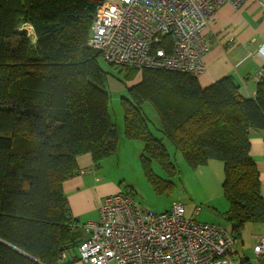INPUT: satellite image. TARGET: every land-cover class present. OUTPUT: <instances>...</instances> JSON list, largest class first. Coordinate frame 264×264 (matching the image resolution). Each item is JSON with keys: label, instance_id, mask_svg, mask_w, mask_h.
I'll list each match as a JSON object with an SVG mask.
<instances>
[{"label": "trees", "instance_id": "1", "mask_svg": "<svg viewBox=\"0 0 264 264\" xmlns=\"http://www.w3.org/2000/svg\"><path fill=\"white\" fill-rule=\"evenodd\" d=\"M100 2L0 0V264L80 260L73 252L81 242L71 233L78 222L63 183L79 173L78 156L90 154L95 166L114 155L121 133L109 112L100 54L87 46ZM24 23L33 38L18 30ZM117 66L129 78L138 76L131 97L121 100V134L142 142L150 181L151 160L174 172L166 138L192 170L212 159L223 163L232 233L239 236L247 223L264 225L259 174L249 153L250 131L264 130V77L255 96L244 98L231 76L202 88L188 73ZM145 103L157 115L154 129Z\"/></svg>", "mask_w": 264, "mask_h": 264}, {"label": "built area", "instance_id": "2", "mask_svg": "<svg viewBox=\"0 0 264 264\" xmlns=\"http://www.w3.org/2000/svg\"><path fill=\"white\" fill-rule=\"evenodd\" d=\"M246 0H101L87 46L113 65L165 69L197 77L204 70L208 43L205 28L224 4ZM264 8V0H254ZM263 64L254 81L264 77V41L256 51ZM194 209V214L199 213ZM90 234L78 246L84 264H236L240 241L220 224L185 217L173 200L156 212L141 206L131 190L105 196L99 218L84 224ZM264 252V231L253 246Z\"/></svg>", "mask_w": 264, "mask_h": 264}, {"label": "rangeland", "instance_id": "3", "mask_svg": "<svg viewBox=\"0 0 264 264\" xmlns=\"http://www.w3.org/2000/svg\"><path fill=\"white\" fill-rule=\"evenodd\" d=\"M18 30L27 31V35L33 38L32 27L28 23L20 25ZM98 60L105 72L103 88L110 96L109 112L116 122L119 132L122 133L124 108L121 100L124 97H131L129 89L137 84L138 76L129 78L122 68L110 64L101 55ZM143 109L149 118V127L154 129L159 126L157 115L152 106L145 103ZM153 134L162 137V134L155 130H153ZM162 142L170 153V159L174 163L175 169L170 174L162 168L157 160H151L149 165L155 178L152 182L146 175L140 158L142 142L125 140L122 137V140L118 142L115 154L95 165L96 170L99 169L97 174L103 181L108 182L109 189L114 188V191L108 195L132 189L135 200L141 206L156 212L168 209L173 200H179L184 205L185 217L193 218L198 222L220 223L230 229V222L226 217L228 206L221 194V184L224 179L223 163L220 160L212 159L208 160L205 165L192 170L178 152L174 154L172 143L169 140L164 138ZM197 207L200 208V212L195 215L194 209ZM210 213L215 216L212 220ZM82 225L83 223L78 222V227L73 228L71 233L74 236L77 235L78 238H82L85 234L88 238L90 234ZM251 225L252 223L245 224L240 233L241 235L244 231L245 246L239 245L237 253L233 255L236 264L241 263V256L247 259L252 255V243L250 245L246 243V231ZM250 262L252 263V259Z\"/></svg>", "mask_w": 264, "mask_h": 264}, {"label": "crops", "instance_id": "4", "mask_svg": "<svg viewBox=\"0 0 264 264\" xmlns=\"http://www.w3.org/2000/svg\"><path fill=\"white\" fill-rule=\"evenodd\" d=\"M204 39L209 48L204 55V70L197 76L199 85L205 88L224 76H231L238 85L239 94L244 98H253L257 84L253 75L263 64L256 51L264 41V8L254 0H246L236 7L224 4L208 22L204 31ZM122 137L120 133L119 140H122ZM249 142V153L255 162L260 180L259 190L264 198V130H251ZM77 165L79 173L64 181L63 191L71 217L80 224L83 223L82 227L84 228L87 221H96L99 218V205L103 197L112 193L114 188L109 189L108 182L103 181L97 174L99 169L96 170L90 154L78 156ZM210 216L211 220L215 218L211 213ZM213 224L220 223L213 222ZM263 231L264 225L252 223L246 231L247 245L252 243L253 247L257 237ZM237 237L240 245L245 246L244 231ZM75 238L78 245L86 239V235L84 234L82 238L75 235ZM73 254L78 255L77 246L74 248ZM248 257V264H257L254 260L256 255L253 249L252 255ZM240 259L242 261L246 258L241 256ZM250 259H252V263ZM71 264L84 263L78 260Z\"/></svg>", "mask_w": 264, "mask_h": 264}, {"label": "water", "instance_id": "5", "mask_svg": "<svg viewBox=\"0 0 264 264\" xmlns=\"http://www.w3.org/2000/svg\"><path fill=\"white\" fill-rule=\"evenodd\" d=\"M257 264H264V252L260 256H256L254 259Z\"/></svg>", "mask_w": 264, "mask_h": 264}]
</instances>
